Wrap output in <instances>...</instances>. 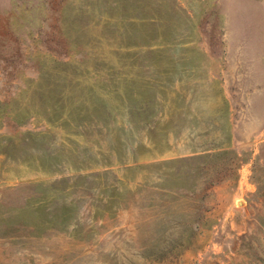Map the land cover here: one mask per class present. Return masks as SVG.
<instances>
[{"label": "rangeland", "instance_id": "1", "mask_svg": "<svg viewBox=\"0 0 264 264\" xmlns=\"http://www.w3.org/2000/svg\"><path fill=\"white\" fill-rule=\"evenodd\" d=\"M0 264H264V0H0Z\"/></svg>", "mask_w": 264, "mask_h": 264}]
</instances>
